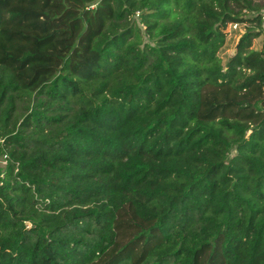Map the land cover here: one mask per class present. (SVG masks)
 <instances>
[{"label": "trees", "instance_id": "trees-1", "mask_svg": "<svg viewBox=\"0 0 264 264\" xmlns=\"http://www.w3.org/2000/svg\"><path fill=\"white\" fill-rule=\"evenodd\" d=\"M263 9L0 0V264H264Z\"/></svg>", "mask_w": 264, "mask_h": 264}, {"label": "rangeland", "instance_id": "rangeland-1", "mask_svg": "<svg viewBox=\"0 0 264 264\" xmlns=\"http://www.w3.org/2000/svg\"><path fill=\"white\" fill-rule=\"evenodd\" d=\"M247 32V26L241 25L234 28V25H229L225 30V44L223 48L219 51V57L224 63H227L231 56L236 52V47L241 39V37ZM147 43V39H144ZM253 50L264 51V33L263 35L253 41ZM6 169V159L5 156H0V179L3 177Z\"/></svg>", "mask_w": 264, "mask_h": 264}, {"label": "built area", "instance_id": "built-area-1", "mask_svg": "<svg viewBox=\"0 0 264 264\" xmlns=\"http://www.w3.org/2000/svg\"><path fill=\"white\" fill-rule=\"evenodd\" d=\"M261 16H262V30L264 32V9L261 12ZM238 27V25H234V28L236 29Z\"/></svg>", "mask_w": 264, "mask_h": 264}]
</instances>
